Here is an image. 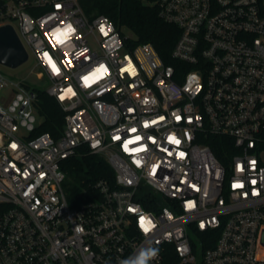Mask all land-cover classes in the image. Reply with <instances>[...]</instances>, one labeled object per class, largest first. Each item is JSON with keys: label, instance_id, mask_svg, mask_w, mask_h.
<instances>
[{"label": "built area", "instance_id": "obj_1", "mask_svg": "<svg viewBox=\"0 0 264 264\" xmlns=\"http://www.w3.org/2000/svg\"><path fill=\"white\" fill-rule=\"evenodd\" d=\"M143 1L179 27L178 64L83 0H0L65 112L34 135L35 91L0 72V264H264V0ZM83 152L114 185L70 204L61 162Z\"/></svg>", "mask_w": 264, "mask_h": 264}, {"label": "trees", "instance_id": "obj_2", "mask_svg": "<svg viewBox=\"0 0 264 264\" xmlns=\"http://www.w3.org/2000/svg\"><path fill=\"white\" fill-rule=\"evenodd\" d=\"M82 4L87 14L107 15L121 34L126 35L130 45L149 42L165 63L178 64L171 51L180 29L162 18L156 5L143 0H83ZM33 90L36 94L33 101L35 112L41 119L33 134L48 132L54 138L58 137L64 125L65 112L44 88ZM61 168L66 174L64 186L70 204L86 201L87 192L92 191L93 184L99 179L114 185V170L105 157L97 153L83 152L80 156L66 158L61 162Z\"/></svg>", "mask_w": 264, "mask_h": 264}, {"label": "rangeland", "instance_id": "obj_3", "mask_svg": "<svg viewBox=\"0 0 264 264\" xmlns=\"http://www.w3.org/2000/svg\"><path fill=\"white\" fill-rule=\"evenodd\" d=\"M146 3V1H144ZM17 27V24L14 22ZM17 29V28H16ZM127 34L130 32L126 31ZM35 60L31 53L28 59L17 67H8L0 64V72L9 80L13 82L23 83L31 88H45L49 81L46 78L39 79L36 76V69L34 67ZM13 97V90L11 87H3L0 89V101L5 106Z\"/></svg>", "mask_w": 264, "mask_h": 264}, {"label": "water", "instance_id": "obj_4", "mask_svg": "<svg viewBox=\"0 0 264 264\" xmlns=\"http://www.w3.org/2000/svg\"><path fill=\"white\" fill-rule=\"evenodd\" d=\"M28 59V52L11 24L0 25V64L17 67Z\"/></svg>", "mask_w": 264, "mask_h": 264}, {"label": "clouds", "instance_id": "obj_5", "mask_svg": "<svg viewBox=\"0 0 264 264\" xmlns=\"http://www.w3.org/2000/svg\"><path fill=\"white\" fill-rule=\"evenodd\" d=\"M158 249L146 248L138 251L131 261H123L122 264H149L158 255Z\"/></svg>", "mask_w": 264, "mask_h": 264}]
</instances>
